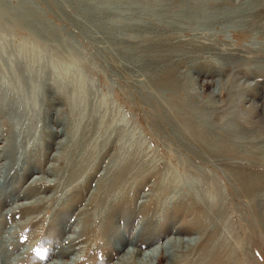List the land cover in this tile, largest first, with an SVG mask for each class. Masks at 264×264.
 I'll return each mask as SVG.
<instances>
[{
	"label": "rangeland",
	"instance_id": "rangeland-1",
	"mask_svg": "<svg viewBox=\"0 0 264 264\" xmlns=\"http://www.w3.org/2000/svg\"><path fill=\"white\" fill-rule=\"evenodd\" d=\"M130 1H157L148 11L163 15L201 13L192 8L194 0ZM27 2L58 36L34 39L14 25L20 19L12 11ZM219 2L227 4L221 12L247 0ZM259 3L253 16L245 18L250 25L242 19L222 22L216 27L224 32L220 37L166 18V30L121 31L146 34L150 45L114 40V26L107 23L114 19V7L112 16L106 15L107 8L92 16L86 6L66 0H6L0 36H8L9 45L30 39L50 58L77 65L90 83L86 100L74 110L69 103L73 87L61 92L49 73L33 123L24 117L15 123L4 115L0 92V166L7 163L11 144L21 149L13 155L21 161L4 174V191L13 201L8 205L9 196L0 197L10 252L21 254L19 264L53 263L62 248L70 252L59 262L116 264L123 252H143L174 237L202 240L194 249L177 251L179 262L161 254L151 264H264V0ZM130 15L121 16L120 23L130 22ZM2 64L0 56V68ZM4 77L2 68L0 81ZM63 121L70 139L58 147L65 133L55 137L49 130H60ZM22 125L29 127L23 135L18 130ZM37 177L42 178L33 184ZM256 181L254 190L248 182ZM98 183L100 195L89 211L94 218L83 226L78 219L87 213L80 210ZM36 197L53 200L33 212L9 213ZM23 221L29 223L21 226ZM143 222L146 226L138 232L145 238L141 233L133 247L130 242ZM80 228L86 232L82 240L68 243Z\"/></svg>",
	"mask_w": 264,
	"mask_h": 264
},
{
	"label": "bare ground",
	"instance_id": "bare-ground-1",
	"mask_svg": "<svg viewBox=\"0 0 264 264\" xmlns=\"http://www.w3.org/2000/svg\"><path fill=\"white\" fill-rule=\"evenodd\" d=\"M66 1L72 3L73 5H76L77 7L82 5V8H83L84 6H86L84 11L87 13L93 14L92 16L94 15L96 16L97 13L105 10L106 8H107L106 10H108V11H105V13L107 12L106 15H108V17L109 15L112 16V14H110L109 11H113V7H114V19H113L114 21L111 18H109L107 22L108 24L111 23V25L114 26V40L116 39V41L123 42V43L127 42V39L138 42V43H142L143 41H150L149 42L150 45L152 44V41L148 40V37L146 36V34L144 35L142 33L141 34L136 33L135 35H131L129 33H121V31H126V30L131 31L132 28L133 29L135 28L144 29V31L148 33L162 31L166 27L165 19H164L166 18V20L173 22L174 25L175 23H178L181 21L190 22L191 24L195 25L197 32L198 31L205 32L207 29L210 31L213 30L216 36L220 37L224 35V32L216 28L217 26H219L220 23L229 22V21L231 22L233 20L237 21V20L242 19L243 21L242 20L241 21L245 22V24L244 23L243 24L247 26L249 24V21H247L245 18H248V16L251 17V15L256 10L259 9L260 4L262 3V2L259 3L260 0H254L255 3L252 4L251 2L253 0H247V2L244 3L242 6L236 7L232 11L223 10L220 12L219 9L225 6L226 2H219V0L210 1V2H208V0H194V3L192 4L193 7L190 5L189 6L195 10L196 8L200 9L201 13H198L195 15L183 16L182 14L180 15L178 13H173L170 15H163L162 13L153 12L152 10L148 11V9H150L151 7L158 6L157 1L154 2L155 4L153 3L149 4L150 2H148L147 4L142 3V4L136 5L137 3H133L130 0H104L103 3L99 5V7L97 6L98 8L93 7L95 6L94 3L96 0L95 1L91 0V2L88 0H66ZM98 1L99 0H97V2ZM5 3H6V0H0V15L1 16H4L3 13H4V8H5L4 6L6 5ZM25 4L26 5L20 6L19 8H16L14 10L12 9L13 10L12 12H15L14 16L20 19L19 22H13L15 23L14 25H17L18 27L22 26L23 28H25V30L30 34V37L34 39L37 37H41V36L43 37L46 36L48 39L58 36V32L55 29L46 27L45 19L43 18V15L40 13V11H36L35 5L29 2ZM187 8H188V5H187ZM120 9H122V11H120ZM118 11L122 13L120 14L119 12V14H117ZM141 11H143L144 14H142ZM105 13L103 15H105ZM125 13L126 14L130 13L132 20L130 22L123 21L124 23L122 24L120 23L121 22L120 19H121V16H123ZM137 13H139V16L146 17L148 21H140L141 17L136 16ZM88 18H91V17L89 16ZM142 22H148L150 26H147V27L143 26ZM98 23H99V20H98ZM236 24L238 23L236 22ZM251 28L249 27V30ZM106 30H108L107 27H106ZM186 32H189V31H186ZM230 33L234 34L235 36L240 35L238 32H234L232 30ZM7 37L0 36V56L2 57V62H3L2 68L4 69V73L7 76V77H4V79L0 81V92L2 93L3 103H4V110L2 111L4 115H10L14 119L15 123H18L20 119H22L23 117L25 118L26 123H33L36 120V116L38 113L37 112L38 111L37 107L39 106L38 99H40L41 101V98L43 97L41 94L47 91V88H48L46 77L49 75V73H51L52 75L51 80L53 81V83H56L57 87L60 88V90H62L61 92H64L67 89V87H69L70 85L73 87L74 92L72 96H74V98L69 99V103L72 105L71 107L74 110H76L79 105L83 104V102L86 100V94L84 90L87 85H90V83H88L87 77L85 78V74L82 72V70L79 69L77 65H74V66L73 64L68 65L66 61L50 58L49 57L50 54L47 51H45L46 52L45 53L43 52V50H36V48H34L33 46L34 43H31L29 41L30 39H26V40L22 39L18 45L11 46L12 44L9 45L7 42ZM144 48H147V46ZM122 50L125 54L126 52L129 54L128 50L132 52V50L130 49L128 50L122 49ZM146 50H149V49H146ZM77 59L78 58H76V60ZM70 74L74 75L73 78L70 76L72 79L69 78ZM61 95L64 96V94H61ZM42 101L44 102V100ZM65 121H63V124L61 123L62 128L60 130H56L54 128L49 130L50 135L51 136L54 135L55 137H59V136L62 137L63 134L65 133L64 139L61 142H60L61 140L60 139L59 140L60 143L59 142L57 143L58 147L61 146L62 144H65V143L67 144L70 139ZM24 126L25 125H22L21 128L18 129V130L22 129V131L20 132L21 135H23V133L27 132L29 129V127H27L24 130ZM15 135H16V132H15ZM18 148H19L18 143H14L13 145L11 144V147L10 146L8 147V151L10 152V154L7 158V163L6 164L3 163L2 166H0V175H1L0 179L2 180V181L0 180L1 181L0 182V197L8 195L9 201L8 202L6 201L8 205L13 200L11 199V195L8 192V190L4 191V186L6 185L5 184L6 176H4V174H6L5 172L7 171V168L13 165L14 162L18 163L19 161H21V159L17 158V156L16 158L13 156V155H18L20 153L21 149L20 148L18 149ZM54 156L59 157V154L57 153ZM45 173L47 175L50 174L48 171ZM52 175L54 177H58L59 171L58 170L55 171V175L54 174ZM41 178H38V177L34 178L32 183L33 184L37 183L38 182L37 180H40ZM242 181L244 183V179H242ZM248 183H250V185H252L254 190H256L255 188H257L258 186L257 181L254 183L253 182H248ZM100 188L101 187L98 183L95 190L92 191V193H90L89 199L87 198V201L84 202L85 205L80 210L79 214L87 213L85 214V216H82L78 219V221L83 226H85L88 222H90L94 218V215L90 214L91 212L89 213V211L92 210L91 207L94 204V202L98 200V197L100 195ZM109 191L111 192L112 190L109 189ZM20 199H23V198H16L15 201H18ZM52 200H53L52 197L51 198L50 197H36L33 202L19 204L13 207L11 211H9V213H12L13 215V214L19 213L21 210H24V209L25 210L27 209L28 211L33 212V211H36L45 202H49V201L51 202ZM5 219H6V214L4 215L0 211V264H19V262L21 261L20 260L21 254H17V253L13 254L12 252H10L11 250L9 246L11 245L12 239L10 240L8 239V236H7L8 233L5 230L6 225H7ZM28 223L29 222L23 221L21 223V226H26ZM144 225L146 226V222H143V224H141L140 227L134 233L133 235L134 239H132L134 242H132V240L130 242L132 245H134L133 247H136L135 246L137 243L136 241L141 239L139 236H141L142 232L140 233L138 232V230L139 231L143 230L145 228L143 227ZM85 233H86L85 229L80 228L75 237L70 238V239L67 238V242L71 243L74 241L82 240ZM142 238H145L143 236V233H142ZM201 240H202L201 238L182 240L180 238L174 237V238H169L167 241L163 242L159 246H156L155 248L153 246H150L146 248L145 251L143 252L133 248L129 250L128 252H123V255L121 256L120 259H118L116 264H151L155 258H160L161 254L164 257L169 258L171 262H179L180 260H179V257L177 256V251H180L182 248L194 249L199 245ZM203 246L206 247L204 244ZM11 247L17 248V245H14ZM119 251L122 252L121 250ZM210 251L213 252L212 249H210L209 252ZM26 252H29V249L26 250ZM69 252H70L69 249L62 248L61 250H59V252L56 255V258L58 260L53 263H48V264H69L70 261L59 262L60 261L59 259H63L67 257L69 255ZM75 262H77V260H75Z\"/></svg>",
	"mask_w": 264,
	"mask_h": 264
}]
</instances>
